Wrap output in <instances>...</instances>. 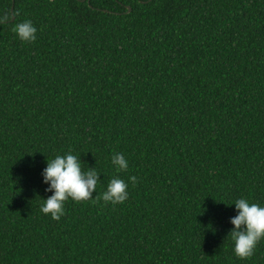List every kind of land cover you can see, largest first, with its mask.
<instances>
[{"label": "trees", "instance_id": "16d2710c", "mask_svg": "<svg viewBox=\"0 0 264 264\" xmlns=\"http://www.w3.org/2000/svg\"><path fill=\"white\" fill-rule=\"evenodd\" d=\"M11 4L0 0V264H264V237L241 259L229 233L237 199L264 207V0ZM25 20L35 41L14 31ZM69 153L100 179L54 220L42 172ZM115 177L128 199L98 200Z\"/></svg>", "mask_w": 264, "mask_h": 264}, {"label": "clouds", "instance_id": "9594fccd", "mask_svg": "<svg viewBox=\"0 0 264 264\" xmlns=\"http://www.w3.org/2000/svg\"><path fill=\"white\" fill-rule=\"evenodd\" d=\"M9 21L5 14L0 17V23ZM18 37L27 42L35 41L37 29L31 20H25L14 27ZM112 162L118 170H127L128 162L122 153H115ZM43 182L48 185L45 191L53 194L41 206L44 214H50L52 219L59 220L64 214V203L71 198L74 201H86L92 198L100 179L95 168L82 171L80 160L69 153L57 155L53 160H47V167L42 172ZM133 185L137 183L135 176L129 177ZM128 184L119 177L113 178L105 192L97 199L105 203H124L128 199ZM237 215L231 217L234 227L230 230L235 241L234 252L241 259L250 258L254 254L257 243L264 237V207L250 203L246 198L235 201Z\"/></svg>", "mask_w": 264, "mask_h": 264}, {"label": "water", "instance_id": "95a60500", "mask_svg": "<svg viewBox=\"0 0 264 264\" xmlns=\"http://www.w3.org/2000/svg\"><path fill=\"white\" fill-rule=\"evenodd\" d=\"M50 1H53V0H50ZM86 2V4L88 5L89 3V0H80V2ZM13 6H14V0H12V4H11V8H10V13L13 14ZM127 11H129V8L127 7ZM13 17L11 18V21H13Z\"/></svg>", "mask_w": 264, "mask_h": 264}]
</instances>
